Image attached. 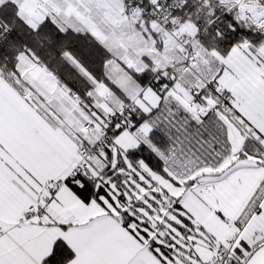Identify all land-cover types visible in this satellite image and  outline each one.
<instances>
[{
    "label": "snow or ice",
    "instance_id": "snow-or-ice-1",
    "mask_svg": "<svg viewBox=\"0 0 264 264\" xmlns=\"http://www.w3.org/2000/svg\"><path fill=\"white\" fill-rule=\"evenodd\" d=\"M201 5L211 41L179 65L62 47L81 88L46 42L98 33L63 0H0V264H264V0ZM119 9L166 47L167 0Z\"/></svg>",
    "mask_w": 264,
    "mask_h": 264
},
{
    "label": "rangeland",
    "instance_id": "rangeland-1",
    "mask_svg": "<svg viewBox=\"0 0 264 264\" xmlns=\"http://www.w3.org/2000/svg\"><path fill=\"white\" fill-rule=\"evenodd\" d=\"M117 1L119 4V0ZM107 10L111 11L112 9L106 8L105 12H107ZM105 17L107 20L106 24H109L114 30L113 37L110 40H107L105 45L113 52L114 55L120 56L127 63H133L139 66H143L141 57L150 58L156 63L172 64L175 53L171 51L167 53H161L156 47L153 46L152 39L150 37L145 39L140 32L133 28V25L130 21L122 19L121 15L113 17L112 22H110V16L105 15ZM118 22H120L121 26H119ZM192 31H195L194 26L189 28V32ZM195 48L198 53L202 50V48L198 45H196ZM178 70L181 72L184 82L192 83V81L188 78L187 73L180 70V68ZM120 71L123 70L119 68L115 61H113L109 68V74L114 75ZM122 77L123 76L120 75V78Z\"/></svg>",
    "mask_w": 264,
    "mask_h": 264
},
{
    "label": "crops",
    "instance_id": "crops-1",
    "mask_svg": "<svg viewBox=\"0 0 264 264\" xmlns=\"http://www.w3.org/2000/svg\"><path fill=\"white\" fill-rule=\"evenodd\" d=\"M56 2H60V0H56ZM63 2L67 3L68 5V9H66V15L68 14L69 11L75 13V18L72 20L73 25L77 27V29L81 32H84L89 28L96 31L100 37V40H97L96 38L95 39L106 49L107 46L105 45V42H107V40H110L113 37L114 30L109 24H106L107 20L105 15L111 17L110 22L113 21V17L120 16L118 1L117 0H76V3L79 4L83 9L80 12L76 11V7H74L73 0H63ZM89 6H91L92 9L91 12H89ZM106 8H110L112 10L111 11L107 10V12H105ZM79 20H83L84 24H80ZM118 24L119 26H121L120 22H118ZM192 26H194V24L186 22L180 32L189 30V28H191ZM165 43H166V47H163L162 50L159 51L161 53H165V52L167 53L170 51L174 52L175 54L173 60L181 61L182 55L181 52L179 51L180 47L177 44V42L172 38H168L165 41ZM201 43L203 42L199 41L196 43V45L200 46ZM202 51L203 49L199 53H202ZM144 58H145L144 60L145 62H147L150 59L147 57ZM201 64H203V62H201ZM119 73L120 75L123 76L122 78H120V80L126 81L128 78V74L127 73L125 74L124 71H120Z\"/></svg>",
    "mask_w": 264,
    "mask_h": 264
},
{
    "label": "trees",
    "instance_id": "trees-1",
    "mask_svg": "<svg viewBox=\"0 0 264 264\" xmlns=\"http://www.w3.org/2000/svg\"><path fill=\"white\" fill-rule=\"evenodd\" d=\"M189 7L182 11L186 22L192 24L207 23V14L204 12L203 6L192 7L191 5H200L201 0H189ZM191 17V20L188 17ZM51 43L46 42L44 49V56L47 62L52 66L53 70L60 72L66 79L76 83L78 87H83L75 74H72L69 69L64 68L63 63L60 59L59 53L61 48H75L77 46L83 47L85 53L90 54V60L92 63L90 67L94 70L99 69L101 72L104 71L103 64L105 60L109 59L108 52L105 48L94 38L88 35H82L77 37L73 34L66 41H55L54 38L50 37ZM211 41V35L206 34L201 42L207 44Z\"/></svg>",
    "mask_w": 264,
    "mask_h": 264
},
{
    "label": "built area",
    "instance_id": "built-area-1",
    "mask_svg": "<svg viewBox=\"0 0 264 264\" xmlns=\"http://www.w3.org/2000/svg\"><path fill=\"white\" fill-rule=\"evenodd\" d=\"M189 1V0H188ZM241 3H245V0H241ZM184 4V0H167V7L171 11V16L168 18V23H167V31H164L162 28L157 29L159 32V35L156 37L157 41H166L168 38L174 39L179 47L181 45H184L185 42L191 41V44L186 45L189 50H191L193 47L196 46V43L201 41L202 38L206 35L203 32H201V35L199 39H194L193 37L195 36L196 33V28L195 31L189 32V30L182 31V28L179 27V25L186 23L184 16L182 14V11L185 9L182 7ZM172 17H176L175 24L177 25L176 28L173 27V22H172ZM202 28L206 25V23H198ZM182 55V60H173L172 64L175 63L176 65H179L184 59H185V54L181 53ZM183 72L185 70L183 68H180Z\"/></svg>",
    "mask_w": 264,
    "mask_h": 264
}]
</instances>
